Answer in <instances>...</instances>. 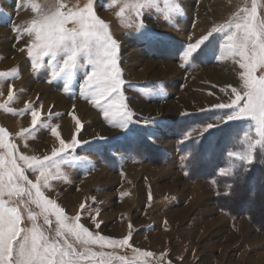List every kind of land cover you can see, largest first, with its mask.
<instances>
[{"label": "rangeland", "instance_id": "obj_1", "mask_svg": "<svg viewBox=\"0 0 264 264\" xmlns=\"http://www.w3.org/2000/svg\"><path fill=\"white\" fill-rule=\"evenodd\" d=\"M107 2L94 0L97 14L109 23L120 44L123 91L136 114L133 119L153 121L148 125L132 123L127 131L113 127L103 111L84 98L80 88L83 69L67 84L65 77L52 76L55 69L47 57L42 67H34L27 50L20 51L31 38L18 39L13 30V25L30 22L33 11L26 0H0V71L18 69L15 78L0 80V103L7 100L10 85L14 86L16 99L10 107L19 111L31 103L46 122L59 125L66 141L77 135L90 142L70 153V157L85 159L62 165L68 179L53 181L45 194L67 215L79 213L80 222L90 231L114 239L131 233L132 247L92 246L95 251L111 253L112 264H122L119 257L147 260L148 264H264L262 196L247 198L240 190L236 196L226 197L233 176L218 175V169L225 166L226 151L250 122H229L183 139L186 131L202 129L219 114L221 110L212 106L229 102V86L241 87L242 70L233 60L218 58L220 34L210 37L184 66L182 52L188 43L229 21L246 0H179L183 13L172 12L168 20L155 9L146 11L144 23L162 34L156 40L144 39L135 26H122L116 8L106 7ZM71 3L83 4L84 0ZM73 116L83 124L78 134ZM0 126L12 134L24 154L43 156L58 146L46 128L38 129L26 141L18 135L31 127L30 112L13 115L0 109ZM250 165H241L237 171ZM210 169L214 176L202 174ZM28 175L35 179L31 172ZM82 203L84 210L80 209ZM50 219V234L54 235L55 217ZM25 223L30 226L29 221ZM39 223L43 225V217ZM96 223H100L98 229ZM134 249L153 256H139Z\"/></svg>", "mask_w": 264, "mask_h": 264}, {"label": "snow or ice", "instance_id": "obj_2", "mask_svg": "<svg viewBox=\"0 0 264 264\" xmlns=\"http://www.w3.org/2000/svg\"><path fill=\"white\" fill-rule=\"evenodd\" d=\"M26 6L33 11L34 18L23 26L13 25V30L18 39L31 38L20 51L27 50L34 67H42L47 57L55 69L52 76L65 77L67 84H71L77 72L83 69L82 95L103 111L113 127L127 131L132 123L148 125L153 122L133 119L136 114L129 107L123 91L120 44L113 37L109 23L97 14L94 0H84L83 4L71 3V0H44L43 3L26 0ZM105 6L116 8L115 15L122 26H135L146 40L162 38V34L144 23L146 11L162 12L166 20L171 18L172 12L183 13L179 0H108ZM214 34L222 37L218 58L233 60L242 70L241 87L229 86L232 96L229 102L212 106V109L221 110L219 114L202 129L186 131L183 139L191 138L193 132L202 134L229 122L249 121L250 125L237 134L232 147L226 151L225 166L218 169V175L227 177L234 176L241 165L252 164L257 151L264 154V0H246L225 24L214 26L199 40L188 43L182 52V66L190 63ZM17 75L18 69L0 71V80ZM15 99L14 86L10 85L7 100L0 103V109L13 115L30 112L31 127L22 129L18 135L26 141L38 129L46 128L57 139L58 146L43 156L24 154L11 139L12 134L0 126V264H112L111 253L95 251L92 246L100 249L132 247L129 243L131 233L122 239H114L90 231L80 222L79 213L67 215L65 209L44 191L52 187L53 181L68 179L62 165L84 160L83 157H70V153L90 142L78 139L77 135L66 141L61 137L59 125L46 122L41 111L31 103L19 111L10 107ZM51 119L49 113L47 120ZM73 119L78 134L83 124L78 117L73 116ZM29 172L35 179L29 178ZM227 187L230 190L232 185ZM80 209L84 210L85 204L82 203ZM96 215H99L98 211ZM40 217H43V225L39 223ZM50 217H55L54 235L50 234L53 223ZM95 227L98 229L100 223ZM134 252L143 257L153 256L152 252L140 249H134ZM119 259L122 264H148L147 260L136 258L131 261L125 257Z\"/></svg>", "mask_w": 264, "mask_h": 264}, {"label": "trees", "instance_id": "obj_3", "mask_svg": "<svg viewBox=\"0 0 264 264\" xmlns=\"http://www.w3.org/2000/svg\"><path fill=\"white\" fill-rule=\"evenodd\" d=\"M245 168H247V171L244 170ZM212 171V169L203 171L204 173L202 174L204 176L207 175V177H212L215 175ZM228 181L232 183V188L230 189L231 194H227L226 197H234L237 194L236 192L238 191L239 193L241 190L242 196L244 197L259 198L262 196L264 200V155L260 152L258 155L256 154L255 161L249 167H243L238 171L236 170V174ZM226 207L230 209L231 206L226 204ZM242 211H244V214L251 215L248 210Z\"/></svg>", "mask_w": 264, "mask_h": 264}, {"label": "bare ground", "instance_id": "obj_4", "mask_svg": "<svg viewBox=\"0 0 264 264\" xmlns=\"http://www.w3.org/2000/svg\"><path fill=\"white\" fill-rule=\"evenodd\" d=\"M170 68H171V67H170ZM203 102H204V101H203ZM175 104H176V103H175ZM171 105H172V103H171ZM169 107H170V106H169ZM173 107H175V106H173ZM178 109H179V108H178ZM175 110H176V109H175ZM85 113H86V112H85ZM88 113H89V112H88ZM93 114H94V113H93ZM92 116H93V115H92ZM103 130H104V129H103ZM105 131H106V129H105ZM63 132L67 133L68 131H64V130H63ZM101 134H102V133H101ZM195 196H196V195H195ZM197 198H198V197H197ZM198 199H199V198H198ZM196 200H197V199H196ZM252 207H253V206H252ZM252 207H251V208H252ZM255 211H256V210H255ZM263 216H264V215H263Z\"/></svg>", "mask_w": 264, "mask_h": 264}]
</instances>
